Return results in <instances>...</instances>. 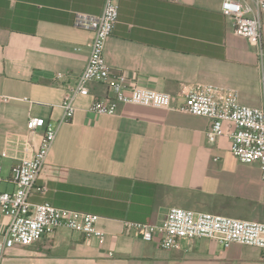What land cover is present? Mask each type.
I'll list each match as a JSON object with an SVG mask.
<instances>
[{
	"label": "crops",
	"instance_id": "1",
	"mask_svg": "<svg viewBox=\"0 0 264 264\" xmlns=\"http://www.w3.org/2000/svg\"><path fill=\"white\" fill-rule=\"evenodd\" d=\"M223 0H119L118 23L104 58L113 74L184 101L188 86L213 84L262 105L256 49L233 33ZM105 0H0V191L11 192V170L34 157L43 128L29 117L56 122L68 87L83 71L93 33L73 27L74 13L99 15ZM264 70V13L262 15ZM56 74L64 78L57 80ZM91 83L61 126L31 197L54 207L97 215L104 239L59 230L12 248L4 264H264L255 247L215 240H180L161 249L125 223L161 225L171 208L264 223L261 173L230 153V125L209 143L210 121L175 110L121 106L117 115L87 109L109 96ZM44 188V194L40 189ZM8 220L0 213V241Z\"/></svg>",
	"mask_w": 264,
	"mask_h": 264
},
{
	"label": "built area",
	"instance_id": "2",
	"mask_svg": "<svg viewBox=\"0 0 264 264\" xmlns=\"http://www.w3.org/2000/svg\"><path fill=\"white\" fill-rule=\"evenodd\" d=\"M119 0H105L99 15L74 13L73 27L93 33V40L86 65L75 83L68 87L60 104L61 117L56 122L43 118L29 117L27 128L35 131L43 128V138L34 157L13 166L11 182L14 190L0 191V213L8 220L0 241V264L15 246H29L42 237L59 230L81 234L86 240L104 239V233L97 229L99 217L54 207L44 200L37 204L30 202L36 183L44 168L58 132L68 123L75 112V100L89 94L91 83L106 85L109 96L95 99L88 107V113L95 115H117L121 106L135 105L165 111L175 110L210 121L206 132L209 143H214L225 134L224 124L230 125V153L242 164H257L261 173V187L264 204V70L262 66L263 39L262 15L264 0H223L221 14L233 21V33L244 37L256 49L260 65V86L262 105L249 107L239 102L234 89L213 84L188 86L184 101L173 106L171 95L139 85L134 77L119 72L113 74L104 58L108 37L113 33L119 15ZM175 1V0H171ZM61 80L63 74H56ZM4 102L11 98L0 96ZM3 179L0 178V185ZM45 189L40 192L44 194ZM133 228L144 242L156 240L161 249L176 248L180 240L211 239L224 250L232 244L255 247L264 254V223L224 217L209 213L171 208L166 221L161 225L125 223Z\"/></svg>",
	"mask_w": 264,
	"mask_h": 264
}]
</instances>
